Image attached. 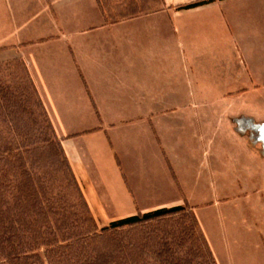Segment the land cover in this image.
<instances>
[{
    "label": "crops",
    "instance_id": "1",
    "mask_svg": "<svg viewBox=\"0 0 264 264\" xmlns=\"http://www.w3.org/2000/svg\"><path fill=\"white\" fill-rule=\"evenodd\" d=\"M113 3L0 0V26L4 19L9 28L20 22L15 29L36 30L27 46L57 37L56 53L45 49L47 65L36 64L33 77L93 217H101L99 208L107 217L100 222L178 204L176 163L183 175L226 173L219 151L213 163L204 146L193 156L194 139L208 142V132L176 125L209 116L177 112L215 107L194 96L233 92L219 83L220 73L237 71L226 47L237 48L252 86L264 79V0H150L131 9ZM162 112H171L168 128ZM167 152L176 156L168 160ZM115 206L124 209L110 215L106 207Z\"/></svg>",
    "mask_w": 264,
    "mask_h": 264
},
{
    "label": "rangeland",
    "instance_id": "2",
    "mask_svg": "<svg viewBox=\"0 0 264 264\" xmlns=\"http://www.w3.org/2000/svg\"><path fill=\"white\" fill-rule=\"evenodd\" d=\"M98 1L101 8L105 7L107 3L113 2L115 6L123 5L130 8L148 5L150 0ZM2 17L6 18V16ZM52 17L51 14V22ZM119 17L121 16L110 15L109 19ZM4 23L6 22L3 19L0 26V64H2L0 66V80L4 79L3 81H6L5 83L10 86L19 87L23 82L22 69L25 68L33 88L41 99L40 80L35 79L33 73L37 72L36 64H46L47 57L44 58L47 54L46 50L51 49L56 53L58 48L57 37L51 36L49 40L45 41L44 44L48 45L44 47L42 45L38 47L27 46L25 43L32 40L36 30H32V27L15 29L20 22L13 24L15 28H9L7 27L9 25ZM20 41L25 45L14 44ZM234 48L232 46L226 47V60L228 64L229 59L237 71L231 72L229 70L230 72L226 71L225 74L220 73L219 79L220 85L224 86L222 90L233 92L222 95L194 96L195 102L208 101L215 104V107L213 109L211 107L208 112H177L180 115L204 113L209 116L202 121L195 117L190 118V120L181 119L176 124L177 126H198L203 129L204 136L208 132V142H206L207 140L202 142L201 136H197L199 139H194L192 143L193 156L194 158L200 156L203 151L201 147L204 146V154L209 153L210 161L213 163L212 157L219 151L221 160L224 159L226 164V173L221 175H202V173L191 176L183 175L182 169L176 163L174 174H177L178 177V198H180L178 204L148 210L138 208L135 214L173 206H182L183 210L145 222L134 228H128L130 229L128 232L125 231V239L131 242L128 244V248L132 253V255L128 254L125 261L130 262V264L133 263L132 256L133 258L136 257L134 244L137 242L145 243L139 247V250L141 249L139 264H167L164 262L168 260L165 258V253L159 254L160 237L168 239L167 243L170 246H167L171 248L170 252L173 253L174 258L180 257L184 260L185 257L192 256L191 264H209V252L215 264H264V142L251 136V129L247 124L253 123L262 126L264 123V79L257 80V85L252 86V82L246 78L247 75L242 70L243 66L239 62L240 57L236 53L237 48ZM3 63H8V66L6 67ZM250 65L254 64L250 63ZM11 73L14 75L12 79H10ZM11 80H13L12 83ZM42 105L45 109L43 102ZM46 112L52 123L49 112L47 110ZM170 113L162 112L163 124L167 128L169 116L166 115ZM242 119H247L248 122L243 123ZM8 120L9 118L5 120V118L0 117V218L13 227L14 252L20 255L15 259L16 263L54 264L48 253L50 250L53 252L56 250L51 247L52 245L47 244L54 243L56 246L64 244L62 243L63 227L59 221L51 220V216L46 218L48 202L42 194L47 198L55 196L61 199L59 204L63 206L64 212L69 213L72 226L76 225V214L77 211L79 212L80 202L68 179L64 177L62 172L63 175L58 173L55 165H51L50 162L32 168L35 182L37 179H40V182L42 180V185H37L39 191L43 186L39 193L38 208L34 210L26 200L16 202L17 195L14 185L17 177L14 167L11 168L15 156L11 155H14L17 150H15V144H12L13 151H10V155L7 156L8 151L5 150V142L8 143L7 140H11L20 143L23 136L15 135L14 131L10 130L11 123ZM52 126L55 135L60 139L57 128L53 123ZM208 146L209 149H207ZM21 152L25 159L27 156L25 149L23 148ZM173 156L176 155L170 152L165 153L168 160L171 157L174 158ZM1 157L3 158L1 159ZM177 157L182 158L184 155L178 150ZM4 158L7 159V165H4ZM29 161L26 158L27 165ZM194 164L195 166L198 164V159H194ZM106 175L110 176L108 173ZM49 176L52 178L51 188L48 187L50 182L47 181V178ZM123 209L122 206L106 207L110 215ZM99 214L101 217L94 216L98 228L107 226L110 221H97L100 218H107L104 216L102 208H99ZM123 217L126 216L120 218ZM205 243L207 247L204 245ZM86 252H89L88 248ZM57 257L55 253L53 259L56 260ZM65 261L62 264H75L71 260L67 263ZM168 262L173 263L172 261ZM0 264H8L1 255Z\"/></svg>",
    "mask_w": 264,
    "mask_h": 264
},
{
    "label": "trees",
    "instance_id": "3",
    "mask_svg": "<svg viewBox=\"0 0 264 264\" xmlns=\"http://www.w3.org/2000/svg\"><path fill=\"white\" fill-rule=\"evenodd\" d=\"M199 4L201 2L190 4L186 7H193ZM3 65L7 67L8 63H3ZM22 74L23 82L19 87L10 86L5 83L6 81H3L4 79L0 80V117L5 118V120L9 118L8 121L11 123L10 130H13L15 135L23 136L20 143L18 141H16L17 143L12 142L11 140H7L8 143L5 142V150L8 151L7 156L10 155V151H13L12 144H15V150H17L14 155H11L15 156L14 164L11 165V168L14 167L17 177L14 185L17 195L16 202L18 203V200H26L31 208H34V210L38 208V204L40 203L39 193L42 191L43 186L39 191L37 185H42V180L40 182V179H37L35 182L32 168L33 166L45 165L50 162L51 165H55L58 173L62 172L64 177L68 179L80 202L79 212L77 211L76 214V225L72 226L69 213L64 212L62 210L63 206L59 204L61 199L55 196L47 198L42 194L48 202L46 218L51 216V220L59 221L61 227H63L62 243L64 244L60 246H56L54 243L47 244L49 246L52 245L51 247H54V250H56L54 252L50 250L48 253L50 254V259L54 261V264H62L65 260V263L71 260L75 264H130V262L125 261L128 254L132 255L129 250L130 248H128V244L131 242L125 239V231L128 232L130 231L128 228H134L145 222L179 212L183 210V207L158 208L142 214H133L110 221L107 226L98 228L65 156L61 141L55 135L48 114L42 105L37 91L33 88L25 68L22 69ZM12 78H14V75L11 73L10 79ZM23 148L27 153V160H30L28 165L26 158L24 159L22 156L21 151ZM3 160L4 165H7V159L4 158ZM4 167L7 168L6 166ZM47 181L50 182L48 187L51 188L52 178L49 176ZM5 222L0 218V255L7 260L8 264H18L15 259L20 257V255L14 252L13 227L11 224L9 225ZM167 240L165 237H160L159 239L161 243L159 254L165 253V258L168 259L164 262L167 264H171L168 261H172V264L192 263V256L185 257L190 259L184 258V260L180 257L174 258L173 253L170 252L171 248L167 246L169 245ZM144 244V242L134 244L136 257L133 258L132 256V264H139V252L141 251L139 247ZM87 248L89 252H86ZM55 253L58 256L56 260L53 259ZM208 259L210 261L209 264H215L210 252Z\"/></svg>",
    "mask_w": 264,
    "mask_h": 264
},
{
    "label": "flooded vegetation",
    "instance_id": "4",
    "mask_svg": "<svg viewBox=\"0 0 264 264\" xmlns=\"http://www.w3.org/2000/svg\"><path fill=\"white\" fill-rule=\"evenodd\" d=\"M243 123H247V119L241 120ZM251 129V136L264 142V124L262 126L255 125L253 123H247Z\"/></svg>",
    "mask_w": 264,
    "mask_h": 264
},
{
    "label": "water",
    "instance_id": "5",
    "mask_svg": "<svg viewBox=\"0 0 264 264\" xmlns=\"http://www.w3.org/2000/svg\"><path fill=\"white\" fill-rule=\"evenodd\" d=\"M264 124V123H263Z\"/></svg>",
    "mask_w": 264,
    "mask_h": 264
}]
</instances>
